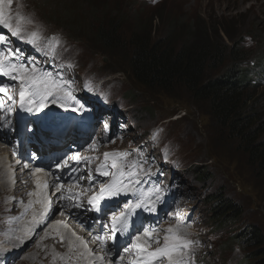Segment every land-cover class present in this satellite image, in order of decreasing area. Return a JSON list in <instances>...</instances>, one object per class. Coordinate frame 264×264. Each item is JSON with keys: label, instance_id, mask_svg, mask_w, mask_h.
I'll return each instance as SVG.
<instances>
[{"label": "rangeland", "instance_id": "obj_1", "mask_svg": "<svg viewBox=\"0 0 264 264\" xmlns=\"http://www.w3.org/2000/svg\"><path fill=\"white\" fill-rule=\"evenodd\" d=\"M89 1L99 5L101 4L99 1L102 3L107 1L108 7H118L123 11L121 15L124 13V16L127 15L126 21L122 16L120 20L117 17L113 20L118 21L119 25L128 32L124 37L128 35L130 38L134 31L145 34L150 30L153 42L157 39L163 40L166 35H170L174 41L170 47L174 49L187 43V40L190 42L192 38L190 31L192 34L196 33V37L202 38L203 33L199 31L205 28L209 44H215L209 47L214 46L220 49L225 46L224 51L229 53L228 55L231 49L236 50L235 53L232 52L233 59H228V56L225 58V65L220 67L222 72L230 67L228 61L234 60L235 64L232 61L234 70L247 67L245 70H251L252 75L264 73L259 66L261 62H264V0ZM29 4H31L32 14L26 12ZM69 4L74 7L70 9ZM131 4L133 8L129 11ZM11 6L13 8H10L8 15L12 22L20 16L24 17L23 23L28 25L26 28L39 31L43 35L41 43L54 35L70 38L69 42L65 41L66 44L62 50H67L68 43L77 49L79 64H72L79 74L80 83L84 86L85 83L82 82L81 77H89L87 73L94 74L89 77V84L94 90L101 83L103 84V89L107 93L101 98L105 102L129 108L128 112L119 113L124 119L122 129H127L134 120L138 121L140 128L136 129L141 131L159 124L156 128L159 134L158 143L155 145H160L163 154L167 153V158L177 164L170 162L171 165L178 169L173 172L174 178L171 183L165 176L168 173L165 172L166 168L163 170L157 168L158 176L150 180V186L153 183L159 185L162 182L161 187L165 189L162 199L154 204L168 209L156 225L161 230L160 245H153V247L163 245V230L177 224L176 214L178 213L180 219L186 225H190L186 228V234L188 239L196 242L191 249L195 261L201 259L204 264H249L250 259L247 256L251 249L240 245L235 246L231 243L230 237L238 232L243 234L251 226L264 234V173L250 163L237 144L214 124L209 116L207 104L189 97L188 90L186 91L187 88L185 89L184 86L174 85L173 97H170L158 91L146 90L136 84L128 71L126 47L119 45L116 53L104 56L103 52L94 46L97 40V25L94 22L82 21V18L86 19V17L81 0H12ZM69 12H74L77 16H66ZM28 18L34 22L27 23ZM103 18H105L103 21L106 27L108 16ZM7 37L11 40L12 48H19L23 52L21 47L24 45L20 40H14L10 34ZM75 38H79L82 43L73 44L75 40H78ZM197 41L201 43L198 39ZM237 49H241L240 54H237ZM64 54L65 52L61 53V56ZM52 66L53 70L57 64L53 63ZM78 68L83 74L78 71ZM61 70L56 69L53 73L57 76ZM219 71V69H212L205 76H216ZM249 87L251 90L247 93L255 102L263 106L262 114L264 115V84L255 90ZM93 108L96 111L105 112V122L113 125L110 112L108 113L99 102ZM137 134L133 129H128L122 137L113 135L112 139L115 141L109 142L104 148H114L113 143L117 145V148L126 147V144L130 142L129 138L132 137L133 141ZM132 141L131 144L134 146L135 142ZM154 146L149 148L150 152ZM153 152L154 150L152 154ZM195 169L200 171V178L206 177L203 185L196 182V175L193 174ZM1 176L2 173H0ZM18 184L20 186L12 194L22 191L29 185L25 181ZM172 186L176 187L175 192ZM144 188L146 187L140 189ZM25 190L30 191L28 188ZM172 193L177 198H171ZM212 195L218 196H214V199L208 202V197ZM219 196L234 204L241 212V217L233 224L230 225L228 220L224 223V226L229 225L224 227L225 234L215 230L208 231L205 226L210 215L211 204ZM19 197L21 196L6 195L4 204H11ZM23 200L26 201L25 194H22L21 200L14 202L15 208L5 206L0 210V238L18 234V227L14 226L12 220L20 217L17 216L19 210L16 208ZM56 219L53 218L46 227L56 222ZM63 239L64 237L61 241L47 240V237L42 234L37 240L39 242L35 240L36 243L28 242L25 243L26 246L24 243L14 245L11 248L15 251L7 248L0 253V264H78L77 259L71 257L70 252H66L71 248L62 242ZM218 245L222 249L220 252L217 250ZM57 246H61V252L56 250Z\"/></svg>", "mask_w": 264, "mask_h": 264}, {"label": "trees", "instance_id": "obj_2", "mask_svg": "<svg viewBox=\"0 0 264 264\" xmlns=\"http://www.w3.org/2000/svg\"><path fill=\"white\" fill-rule=\"evenodd\" d=\"M99 3L101 4L81 0L86 17V19L82 18V21L96 23V43L104 54L116 53L119 45L126 47L128 71L134 82L146 90L158 91L173 97L174 85L187 88L189 97L207 104L209 116L214 124L237 144L250 163L264 173L263 106L255 102L247 93L251 90L249 86L255 90L264 84V73L252 75L251 70H245L247 67L234 70L232 68L234 60H229L230 67L222 72L220 67L225 65V58L228 56V59H233V53L236 50L231 49L228 55L229 53L224 51L225 46L220 49L214 46L209 47L215 44H209L205 28L199 31L203 33L202 38L196 37V33L192 34L190 31V37H192L190 42L187 40V43L174 49L170 47L174 42L170 35H166L163 40L157 39L153 42L149 27H147L148 33L141 34L134 31L130 38L128 35L124 37L128 32L119 25L118 21L113 20L116 17L119 20L123 17L126 21L127 15L124 16L125 13L121 15L123 11L118 7H108L107 1L104 3L99 1ZM73 7L69 4L70 9ZM130 7L129 11L132 10L133 4ZM67 16L76 17L77 14L69 12ZM106 16H108V25L105 27L103 17ZM240 51L241 49H237V54H240ZM259 66L264 72V62H261ZM212 69H219V74L205 76ZM134 121L139 126L138 121ZM193 174L196 175L195 180L198 184L205 183L206 177L200 178V171L195 169ZM214 196L218 195L208 197V202L213 200ZM210 213L212 214L211 224L216 232H220V227L223 228L227 220L231 225L241 217L239 209L222 196L213 201ZM233 244L251 249L247 256L250 259L249 264H264V234L256 227L251 226L243 234L234 235ZM221 250L219 248V252Z\"/></svg>", "mask_w": 264, "mask_h": 264}, {"label": "snow or ice", "instance_id": "obj_3", "mask_svg": "<svg viewBox=\"0 0 264 264\" xmlns=\"http://www.w3.org/2000/svg\"><path fill=\"white\" fill-rule=\"evenodd\" d=\"M7 3L11 8L12 0H0V27L6 29L11 36L16 37L23 43L30 45L41 55L50 58H55L57 55V49L61 47V40L59 36L48 37L46 41L41 43L42 35L39 31H32L26 33L21 27V24L25 22L24 17L20 16L16 19L15 26L11 18L5 16L4 5ZM27 23H33L31 18H28ZM72 65H69L71 67ZM0 77H10L19 83V106L21 111H27L28 113L39 112L46 104L51 103L59 109L64 111H71L73 113L81 111L83 105L79 102H75L72 105L67 103L68 100L75 101L76 98L72 94L71 85L74 81L67 79L65 76H57L52 72L39 67L36 63L35 57L25 56L21 49L12 48L11 40L5 35H0ZM85 88L88 91H92L90 84L85 81ZM8 87H12L11 85ZM63 93V96L60 93ZM0 94L7 97L8 101L14 102V97L8 94V88L0 86ZM27 105V107H25ZM4 108V104L0 103V110ZM8 112L12 109L9 107ZM5 126H10V122L5 117L3 120ZM107 127V125H106ZM158 133H153L151 139L156 141ZM95 150V149H93ZM76 157V163H80L79 154H74ZM129 153H104L105 161L110 157L112 159V169L115 171L109 172L102 170L104 165L97 167L96 171L101 176H112V180L108 183L101 182L98 193L93 194L88 198L89 211H101L102 201L119 197L124 195L128 197L123 202V210H120L117 205V215L115 211L110 212V224H111V236L113 241H117L120 237H125L130 241L122 247V251L117 250L115 259L109 261V264H119V261L124 259L123 253H128L130 250H135L134 257L129 261V264H162L166 260L167 264H195V259L192 255L191 249L196 245V242L188 239L186 234V228L190 225H186L176 214L177 224L174 227H169L163 230V245L153 247V245H160L161 230L158 226L143 225L136 229L133 234L130 231V226H135L136 219L139 217L138 210L143 209L145 212L153 213L156 211L154 203L162 199L163 190L155 183L150 187L139 189V185L144 183L142 176L153 175L151 166L147 169L144 167V163L147 162L141 160H134L127 162V156ZM165 160H167V153L164 154ZM87 161V158H85ZM28 165L25 164L26 168ZM57 170H63L71 168L69 164V158L63 157L55 162ZM43 169L36 168L33 175L36 172H40ZM53 176L55 181L56 191L59 192L62 187L59 180L61 177H56L55 173H49ZM162 174V173H161ZM82 178V177H81ZM92 179L91 172L89 171V180ZM79 187L80 185L74 184ZM37 187L48 188L50 185L45 182L43 185L37 182ZM91 188V184L89 185ZM32 195V193H29ZM81 193L69 194L67 197L61 195L58 197L60 200L68 199L72 202V207L83 208V204L80 202L79 197ZM52 211V200L49 198L48 206L45 212L42 214L43 218H47V214ZM63 215V211L60 212ZM42 220L36 221L39 225ZM103 228H108L109 224L100 221ZM32 231V229H28ZM81 244H86L82 238L77 237ZM95 239L100 244V251L104 253L106 251L105 242L102 237L96 236ZM115 247V243L113 245ZM112 249H107V253L110 254ZM89 257H93L92 264H104L105 255L98 257L94 256L91 250L87 251Z\"/></svg>", "mask_w": 264, "mask_h": 264}, {"label": "bare ground", "instance_id": "obj_4", "mask_svg": "<svg viewBox=\"0 0 264 264\" xmlns=\"http://www.w3.org/2000/svg\"><path fill=\"white\" fill-rule=\"evenodd\" d=\"M47 31V30H46ZM48 32V31H47ZM62 71V70H61ZM17 90L19 91V87H17ZM27 106V105H26ZM139 127V126H138ZM96 129H97V134L99 135V136H101V137H103V138H107V133L106 132H104L103 131V129L99 126V125H96ZM129 140L130 141H132V137L131 138H129ZM1 142V141H0ZM4 146V145H3ZM2 148H4L5 149V147H2ZM133 159L135 160L136 159V157L135 156H133ZM0 164H2V167H0V170L2 169V173H3V178H2V180L1 181H3V182H1L0 183V210L3 208V207H5L3 204L5 203L4 202V200H5V195H6V193H7V191L6 190H10L11 189V187L14 185V179H15V174L13 175V176H11L10 175V171L12 170V168L10 167V166H8V165H6V164H3V159H2V157H0ZM145 166V165H144ZM31 177H32V179H31V181H25L26 183H28L29 185H31V193H32V195H30V198H31V200H32V202L33 201H35L36 200V202H38V200H40L43 196H44V190H45V188H43V187H37V182L39 181V183L41 184V185H43L44 184V180L43 179H41L40 177H36V174H32L31 175ZM18 179H20V178H18ZM16 181V180H15ZM21 184V183H20ZM20 184H18V187L20 186ZM22 185V184H21ZM14 187V186H13ZM18 187H14V189L13 190H11V193L12 192H14ZM76 193H79V191H76ZM8 206V208L10 207L9 205H7ZM16 207V205L13 207V208H15ZM55 208L56 209H60L61 208V206L59 205V204H55ZM36 209V208H35ZM8 211V210H7ZM13 211V210H12ZM51 220V218H49L47 221H46V224H48V223H50L49 221ZM71 223V222H70ZM58 221H56V222H54L53 224H50V226L49 227H46L47 228V231H50V228H52V232H50V234L47 236V238L48 239H50V240H54V241H56L57 239H59V238H61V234H63V232H64V229H65V227H61V228H59L58 229ZM74 225L72 224V226H71V229H74ZM224 227L225 226H223V228L222 227H220V232L222 233V234H225L223 231H224ZM23 229L24 230H26L27 229V226L26 225H23ZM71 229L69 228L68 230L72 233V234H74V232L73 231H71ZM4 233V232H3ZM67 240H70L71 242V244H69L68 245V247H70L71 249L70 250H67L66 252L68 253V252H70L71 254H70V256L71 257H75L76 259H77V263L78 264H85V262H89L90 261V264H92V258L93 257H89L88 255H87V251L88 250H91L93 253H94V248H90L89 246H87V245H82L80 242H79V240H76V237H75V235H73L71 238H69V239H64L63 240V243L65 244V242L67 241ZM37 241V240H36ZM37 242H39V241H37ZM1 243V245H2V247L3 248H6V247H8L10 244H7L5 241H1L0 242ZM34 243H36L35 241H34ZM18 244H20L19 242L18 243H16L15 245H18ZM38 248V247H37ZM39 250V249H38ZM56 250L57 251H59V252H61V246H57L56 247ZM95 254V253H94ZM52 259V258H51ZM92 259V260H91ZM36 260V259H35ZM38 261V260H37ZM44 261V260H43ZM52 262V261H51ZM36 263H38V262H36ZM42 264V263H41ZM52 264V263H51ZM89 264V263H88Z\"/></svg>", "mask_w": 264, "mask_h": 264}]
</instances>
